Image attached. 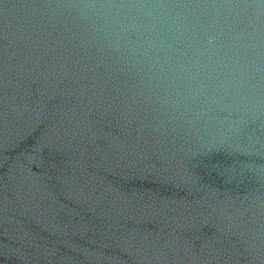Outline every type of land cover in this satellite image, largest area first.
<instances>
[{"label": "water", "instance_id": "obj_1", "mask_svg": "<svg viewBox=\"0 0 264 264\" xmlns=\"http://www.w3.org/2000/svg\"><path fill=\"white\" fill-rule=\"evenodd\" d=\"M0 264H264V0H0Z\"/></svg>", "mask_w": 264, "mask_h": 264}]
</instances>
